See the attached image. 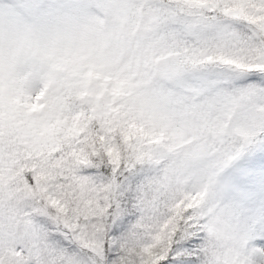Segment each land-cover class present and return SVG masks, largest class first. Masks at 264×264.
Segmentation results:
<instances>
[{"label": "snow or ice", "instance_id": "1", "mask_svg": "<svg viewBox=\"0 0 264 264\" xmlns=\"http://www.w3.org/2000/svg\"><path fill=\"white\" fill-rule=\"evenodd\" d=\"M0 264H264V0H0Z\"/></svg>", "mask_w": 264, "mask_h": 264}]
</instances>
